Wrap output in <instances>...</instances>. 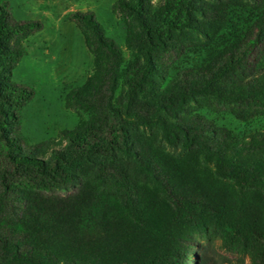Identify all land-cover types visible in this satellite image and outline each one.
<instances>
[{
  "label": "trees",
  "instance_id": "1",
  "mask_svg": "<svg viewBox=\"0 0 264 264\" xmlns=\"http://www.w3.org/2000/svg\"><path fill=\"white\" fill-rule=\"evenodd\" d=\"M112 9L128 57L94 12L68 13L92 71L64 100L85 117L30 142L35 89L10 76L42 23L0 0V264H209L186 248L221 220L226 248L264 264V125L236 135L200 111L264 115V0Z\"/></svg>",
  "mask_w": 264,
  "mask_h": 264
},
{
  "label": "rangeland",
  "instance_id": "2",
  "mask_svg": "<svg viewBox=\"0 0 264 264\" xmlns=\"http://www.w3.org/2000/svg\"><path fill=\"white\" fill-rule=\"evenodd\" d=\"M14 20H37L42 27L24 42L26 54L16 64L11 80L32 86L33 98L21 111L22 132L30 142L57 138L60 130L74 128L85 115L65 106V94L82 84L92 71V55L85 46L77 24L68 18L73 11H92L106 36L120 46L126 57L129 49L125 42L126 29L122 17L113 12L115 0H8ZM155 3L158 0H153ZM217 124L236 135L259 129L264 115L241 119L227 112L201 109ZM167 150L173 151L172 148ZM229 223L217 221L205 234L193 235L186 248L196 260L207 257L209 264H249V254L226 248ZM155 245L158 240L152 239ZM192 258L186 264H192ZM176 264H184L183 261Z\"/></svg>",
  "mask_w": 264,
  "mask_h": 264
}]
</instances>
